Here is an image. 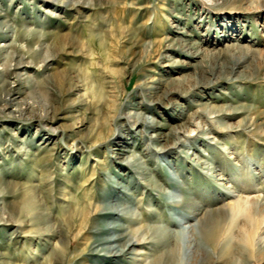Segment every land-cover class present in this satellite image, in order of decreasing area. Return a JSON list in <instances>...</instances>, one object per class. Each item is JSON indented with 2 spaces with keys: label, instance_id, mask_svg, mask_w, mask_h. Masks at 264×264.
Masks as SVG:
<instances>
[{
  "label": "rangeland",
  "instance_id": "obj_1",
  "mask_svg": "<svg viewBox=\"0 0 264 264\" xmlns=\"http://www.w3.org/2000/svg\"><path fill=\"white\" fill-rule=\"evenodd\" d=\"M82 1L0 0V264H264V0Z\"/></svg>",
  "mask_w": 264,
  "mask_h": 264
},
{
  "label": "bare ground",
  "instance_id": "obj_2",
  "mask_svg": "<svg viewBox=\"0 0 264 264\" xmlns=\"http://www.w3.org/2000/svg\"><path fill=\"white\" fill-rule=\"evenodd\" d=\"M11 1V0H10ZM37 1H40L41 3H45V4H47V5H49V7H51V8H54V9H64L65 7H70V8H76V7H84V8H86V7H89L91 4H89V3H87V2H84V1H82V0H37ZM46 13V12H45ZM4 28V27H3ZM8 29L6 28V31H7ZM5 33V32H4ZM57 42H54L53 43V48L54 49H57L58 48V45L56 44ZM11 45L9 44V45H4V46H2V45H0V52H2V51H4L5 49H8L9 47H10ZM21 62V61H20ZM26 65H28V64H20V63H17L16 65H14V68H12L13 70H18L19 71V69H23L24 67H27ZM11 69V70H12ZM10 70V71H11ZM1 71V70H0ZM22 80V78L20 79V74L17 72V73H12L11 74V77H9L6 81H4L3 82V84H2V86H0V99H3V104L0 106V110L3 112V113H5L4 111H7V109H9V107L11 106V105H13V103L17 100V99H19L20 98V96H21V91H20V87L18 88V89H16V91L13 89V91H11L12 93H10L9 95H7L6 94V96L5 97H3L2 96V93H3V87L6 85H9L8 87L9 88H12V87H14V85H19L20 84V81ZM3 88V89H2ZM8 89V88H7ZM0 101H2V100H0ZM20 104V103H19ZM18 105V104H17ZM16 105V106H17ZM24 105V104H23ZM28 104H26V106H27ZM21 107V106H20ZM19 107V108H20ZM17 109V110H15V117H22V116H24V115H26L27 113H25L24 111H25V109L24 110H22V109ZM25 108V107H24ZM31 108V107H30ZM29 109V108H28ZM49 110V109H48ZM34 113V112H33ZM55 113V112H54ZM53 113V114H54ZM38 114V113H37ZM36 115V114H35ZM46 115V114H45ZM29 118L30 119H34V116H31V112H30V115H29ZM63 119V118H62ZM57 120H59L57 117H52L50 120H49V122L50 123H55ZM36 156H37V154H36ZM43 158L44 157H38V159H37V162L38 163H40L41 161H43ZM28 193V196H27V199H26V202H25V204H24V207L28 210L27 212L28 213H33L34 211H36V207H35V205H34V200L35 199H33V195H32V193L30 192H27ZM38 203V202H37ZM39 211V210H38ZM79 214V213H78ZM80 214H82V215H84V213H80ZM87 214V213H86ZM112 214V213H111ZM81 215V216H82ZM87 217H89V214H87ZM83 218V217H82ZM79 219H80V216H79V218H77V220L79 221ZM84 219H85V217H84ZM83 219V220H84ZM28 220V219H27ZM81 221H82V219H81ZM85 221V220H84ZM84 221L82 222V224H84ZM112 234V233H111ZM115 243V242H114ZM126 246H127V244H126ZM156 248V247H155ZM114 249H116V248H114ZM123 249H124V247H123ZM122 251V248L119 250V253ZM116 252V251H115ZM80 260V259H79Z\"/></svg>",
  "mask_w": 264,
  "mask_h": 264
}]
</instances>
